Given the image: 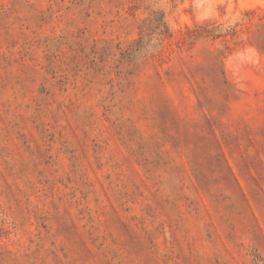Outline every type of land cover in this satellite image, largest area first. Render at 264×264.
<instances>
[{"label":"rangeland","instance_id":"obj_1","mask_svg":"<svg viewBox=\"0 0 264 264\" xmlns=\"http://www.w3.org/2000/svg\"><path fill=\"white\" fill-rule=\"evenodd\" d=\"M0 264H264V0H0Z\"/></svg>","mask_w":264,"mask_h":264}]
</instances>
